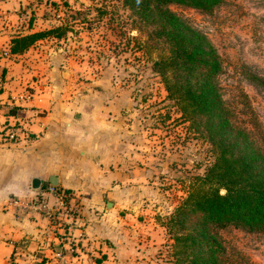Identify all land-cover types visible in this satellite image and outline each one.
I'll use <instances>...</instances> for the list:
<instances>
[{
  "label": "crops",
  "instance_id": "obj_1",
  "mask_svg": "<svg viewBox=\"0 0 264 264\" xmlns=\"http://www.w3.org/2000/svg\"><path fill=\"white\" fill-rule=\"evenodd\" d=\"M25 2L0 0V264H146L167 230L154 151L61 38L12 52L14 38L50 28ZM39 198L49 213L27 208Z\"/></svg>",
  "mask_w": 264,
  "mask_h": 264
},
{
  "label": "rangeland",
  "instance_id": "obj_2",
  "mask_svg": "<svg viewBox=\"0 0 264 264\" xmlns=\"http://www.w3.org/2000/svg\"><path fill=\"white\" fill-rule=\"evenodd\" d=\"M122 1L26 0L25 7L47 17L50 28L66 25L61 42L53 44L72 56L82 77L100 80L105 104L113 97L124 100L116 105L122 107L127 123H140L134 134L139 142L143 138L144 151H154V175L164 195L155 208H163L160 222L165 224L214 155L211 145L167 98L152 70V61L166 51L147 48L146 31L135 24ZM168 6L215 46L222 59L218 76L222 98L240 125L255 127L264 137V89L254 81V77L264 78V0H224L211 12L175 3ZM123 211L131 210L124 207ZM217 230L231 264H264V233L231 224ZM171 243L166 230L163 242L148 253L146 264H171Z\"/></svg>",
  "mask_w": 264,
  "mask_h": 264
},
{
  "label": "trees",
  "instance_id": "obj_3",
  "mask_svg": "<svg viewBox=\"0 0 264 264\" xmlns=\"http://www.w3.org/2000/svg\"><path fill=\"white\" fill-rule=\"evenodd\" d=\"M224 0H123L147 33L152 61L167 98L210 145L213 160L196 175L188 193L165 222L172 239L171 264H231L218 233L234 225L264 233V137L236 121L222 98V59L209 38L169 8L182 4L211 12ZM66 25L13 39L17 52L42 37L65 36ZM264 89V78L254 77ZM256 123H252V126Z\"/></svg>",
  "mask_w": 264,
  "mask_h": 264
},
{
  "label": "built area",
  "instance_id": "obj_4",
  "mask_svg": "<svg viewBox=\"0 0 264 264\" xmlns=\"http://www.w3.org/2000/svg\"><path fill=\"white\" fill-rule=\"evenodd\" d=\"M19 131L20 130L18 129V127L8 128L4 132L3 137L5 138L6 141L13 142L17 139ZM51 189H53V187H51ZM35 207H37V210H40L44 213L50 212L47 202L43 198H39L36 200V203H31L30 205L27 206V208H35Z\"/></svg>",
  "mask_w": 264,
  "mask_h": 264
},
{
  "label": "water",
  "instance_id": "obj_5",
  "mask_svg": "<svg viewBox=\"0 0 264 264\" xmlns=\"http://www.w3.org/2000/svg\"><path fill=\"white\" fill-rule=\"evenodd\" d=\"M50 182L52 185H56V181H54L53 177H50ZM32 189H39L41 186V179L39 178H33L31 181Z\"/></svg>",
  "mask_w": 264,
  "mask_h": 264
}]
</instances>
